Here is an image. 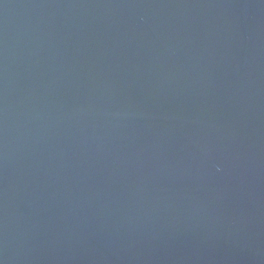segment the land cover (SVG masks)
<instances>
[{
  "label": "water",
  "instance_id": "water-1",
  "mask_svg": "<svg viewBox=\"0 0 264 264\" xmlns=\"http://www.w3.org/2000/svg\"><path fill=\"white\" fill-rule=\"evenodd\" d=\"M0 264H264V0H0Z\"/></svg>",
  "mask_w": 264,
  "mask_h": 264
}]
</instances>
